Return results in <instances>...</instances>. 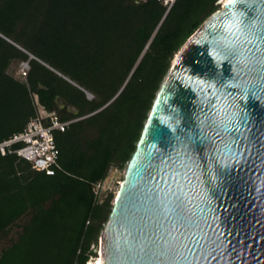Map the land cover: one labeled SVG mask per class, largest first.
Wrapping results in <instances>:
<instances>
[{"label":"trees","instance_id":"trees-1","mask_svg":"<svg viewBox=\"0 0 264 264\" xmlns=\"http://www.w3.org/2000/svg\"><path fill=\"white\" fill-rule=\"evenodd\" d=\"M220 4L0 0V141L35 115L34 94L61 119L98 110L55 131L61 167L52 174L0 153V240L31 214L0 264H86L96 255L113 194L95 185L131 159L171 59ZM17 60H29L26 81L10 73Z\"/></svg>","mask_w":264,"mask_h":264},{"label":"water","instance_id":"water-1","mask_svg":"<svg viewBox=\"0 0 264 264\" xmlns=\"http://www.w3.org/2000/svg\"><path fill=\"white\" fill-rule=\"evenodd\" d=\"M100 248L103 264H264V0L226 2L176 53Z\"/></svg>","mask_w":264,"mask_h":264},{"label":"built area","instance_id":"built-area-1","mask_svg":"<svg viewBox=\"0 0 264 264\" xmlns=\"http://www.w3.org/2000/svg\"><path fill=\"white\" fill-rule=\"evenodd\" d=\"M174 1L165 0L170 5ZM220 6L222 7V4ZM18 46L22 48L20 45ZM30 57L36 58L34 55ZM30 67L29 60L20 61L18 73L25 81ZM83 90L89 99L95 97L89 90L85 88ZM33 99L36 108L35 115L30 116L22 130L0 141V153L2 155L16 154L30 161L35 169L44 170L46 173L52 174L57 168L61 167L59 164V149L55 140V131H64L72 122L79 120L80 116L61 119L56 111L47 110L39 102L37 94L33 95ZM105 182L106 178L99 180L95 185V192L100 196L103 194ZM92 248L96 252V255L91 256L86 264H97V259L100 254V238L97 244H92Z\"/></svg>","mask_w":264,"mask_h":264},{"label":"rangeland","instance_id":"rangeland-1","mask_svg":"<svg viewBox=\"0 0 264 264\" xmlns=\"http://www.w3.org/2000/svg\"><path fill=\"white\" fill-rule=\"evenodd\" d=\"M175 55L176 54H174V57H175ZM174 57L170 61L171 64L173 62ZM20 61L21 60H17V61L12 63V65L10 66V73L13 74L14 76H16L17 78L21 79V80H25L18 73ZM147 114H149V111ZM128 162L129 161H127L122 168L111 166L109 171H108V174L106 176V182H105V187L103 188L104 191H103L102 197L106 196L109 193H112L113 194L112 203L115 199L116 192L119 189L120 183L124 178V174L126 172ZM30 216H31L30 213H26L21 219H19L16 222V224H13L10 227L7 236L3 237L0 240V249L4 246L9 245L12 242V240H14L18 237L19 232L22 230V227L20 224L25 223L30 218Z\"/></svg>","mask_w":264,"mask_h":264},{"label":"bare ground","instance_id":"bare-ground-1","mask_svg":"<svg viewBox=\"0 0 264 264\" xmlns=\"http://www.w3.org/2000/svg\"><path fill=\"white\" fill-rule=\"evenodd\" d=\"M230 1L231 0H221L222 7H224V4L226 2H230ZM97 264H103V251H102V248H100V254H99V257L97 259Z\"/></svg>","mask_w":264,"mask_h":264},{"label":"crops","instance_id":"crops-1","mask_svg":"<svg viewBox=\"0 0 264 264\" xmlns=\"http://www.w3.org/2000/svg\"><path fill=\"white\" fill-rule=\"evenodd\" d=\"M67 79H69V78H67ZM70 80V79H69ZM72 81V80H71ZM73 82V81H72ZM73 83H75V82H73ZM76 84V83H75ZM83 89V88H82Z\"/></svg>","mask_w":264,"mask_h":264}]
</instances>
